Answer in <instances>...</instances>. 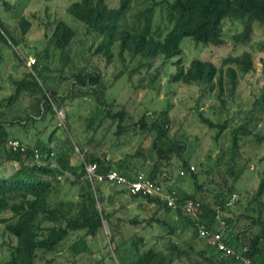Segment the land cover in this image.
<instances>
[{"label":"trees","instance_id":"obj_1","mask_svg":"<svg viewBox=\"0 0 264 264\" xmlns=\"http://www.w3.org/2000/svg\"><path fill=\"white\" fill-rule=\"evenodd\" d=\"M145 1L150 5L131 16L135 0H119L117 6H111L109 0L71 2L67 13L77 22L56 18L46 23V41L41 49L33 51L35 63L31 70L25 65L22 76L9 77L14 90L0 99V214L10 215L0 217V223L16 243L8 244L10 255L0 264H52L58 258L65 260L59 264H246L247 260L264 264V168L259 171L253 194L238 186L252 161L243 150L244 144L264 143V88L239 123L229 118L216 121L196 107L193 112L201 126L211 132L217 149L215 156L210 150L202 158L197 154L196 160V153L189 151L193 141L179 131L184 124L176 128L174 105L169 100L161 109H137V85L127 102H118L108 94L110 85L101 69L89 65L87 54L101 56L110 64L115 57L124 61L127 53L137 63L130 75L141 68L149 70L161 59L162 64L152 72V84L171 62L175 71L169 74L170 82L198 85L202 95L217 90V112L221 116L228 100L236 94L240 75L254 70L253 54L244 51L228 55L221 66L199 57L186 65L181 43L191 37L196 44L223 45V22L227 18L243 24V30L233 35L234 42L249 43L255 23L264 28V0ZM3 5L18 11V3L4 1ZM157 9L165 26L155 25ZM19 22L18 36L0 17V40L10 49L15 47L12 51L24 65L16 48H20L32 22L24 16ZM75 23L83 27L84 50H75ZM80 53L85 54L81 55L84 65L76 62ZM57 56L56 68L43 61ZM3 60L0 45V62ZM1 76L0 64V90ZM24 95L30 97L29 110L23 117L8 116L4 108H10ZM85 96L93 98L96 106L86 117L83 132L74 137L67 121L61 127L65 139L59 147L52 146L57 125L49 133L40 131L31 143L13 129H26L30 123L45 120L48 114L55 117L69 99ZM104 125L106 130L99 136ZM12 140H19L25 150L14 149ZM134 142H138L134 149L115 156L116 150L133 147ZM193 159L198 170L192 165ZM87 163H96L100 174L115 169L133 178L144 172L175 198L176 208L160 195L133 193L124 185L92 181L86 173ZM175 163H179L180 179L191 177V191L167 184L166 171ZM6 165H11L10 172H3ZM63 178L69 188H78L76 197L67 196ZM104 184L121 187V193L156 206L152 216H136L128 222L142 228L156 225L160 233L150 239L135 233L127 241L116 242L117 225L106 207L113 200L103 192ZM188 202L197 205L196 215L185 210ZM105 222L111 229L109 242L115 256L103 251L101 257H94L87 238L100 235ZM202 228L207 231L205 236L201 235ZM218 232L234 254H226L212 241Z\"/></svg>","mask_w":264,"mask_h":264},{"label":"rangeland","instance_id":"obj_2","mask_svg":"<svg viewBox=\"0 0 264 264\" xmlns=\"http://www.w3.org/2000/svg\"><path fill=\"white\" fill-rule=\"evenodd\" d=\"M4 1H8L12 4L18 3V11L7 10L3 5ZM73 1L75 0H0V17L9 25L15 35L19 36L20 34L21 26L19 20L22 16L28 18L32 22L31 28L24 36L20 48H16V51L19 52L18 54L24 59V65L13 53L12 49L15 50V47L10 49L7 44L0 40V45L3 47L4 54V60L0 62L2 66L1 78L3 83V88L0 90V99L10 95L14 90L9 77L22 76L26 70L25 65H28L27 62L30 58L35 57L33 51L35 49H41L44 46L46 41L45 24L56 18H63L71 23L77 22L67 13V6ZM109 1L111 6H117L119 2V0ZM151 1L152 0H149L150 3H153ZM148 5L150 4H147L145 0H135V4L131 7L129 12L130 16L131 13H135ZM161 15V10L157 9L155 25L165 26L162 18H160ZM75 26L78 29V37L74 44L75 50H84L85 46L82 42L84 40L83 27L81 24L77 23H75ZM242 30L243 24L240 20L227 18L223 22V35L225 39L223 45L196 44L194 43L195 40L191 37H185L181 43L186 65H189L193 58L199 57L201 59L211 60L218 66H221L222 60L228 55H238L244 51H250L253 54L255 60L254 70L245 76H242L240 72L241 75L239 77L236 94L232 99L230 98L228 100L226 104L227 107L223 113H221V116L220 112H217L219 106V100L215 95L217 90H214L212 94L202 95L200 86L198 85L170 82L169 74L175 71L171 62L159 71V76L153 84L152 72L156 67L162 64L161 59H157L154 66L149 68V70L141 68L140 71L133 72L131 75L130 71L136 67L137 63L127 53L125 54L124 61L115 57L110 64L101 56H92L90 53H87L90 55L89 65L92 68L98 67L101 69L108 85H110L108 94L111 97H115L120 103L127 102L130 99L136 91L134 86L137 85H140L136 97L137 109H161L166 101L169 100L174 105L172 107V112L175 115L176 128L178 127L179 129L180 126L184 124V128L179 131L186 133L189 142L190 140L191 142L193 141V146L191 148L190 145L189 151H193L192 154L196 153L195 159L197 154L199 158H202L206 156L207 152L210 150H212V156H215L217 149L212 142L211 132H208L207 128L201 126V122L198 121L193 111H195L197 107L204 115H208L216 119V121L229 118L232 123H239L264 88V28L258 23H255L250 42L247 44L235 43L233 35ZM81 55L84 56L85 54L80 53V55L76 57V62L79 65H84L85 60ZM43 61L53 68H56L59 64L58 56L44 59ZM30 67L32 66L28 67L29 70H31ZM121 70H124L122 75L114 79V75L118 74ZM30 102V97L24 95L19 98L13 106L4 109L10 117H14L13 115L18 114L23 117L30 108ZM95 106L96 103L91 97L85 96L83 98L77 97L75 99H69L55 117H53L52 114H48L45 120L40 119L36 123H30L26 129L20 128L19 126H15L13 129H17L19 135L27 142L31 143L33 139L40 135V131L49 133L57 125V129H59L52 140V146L59 147L65 139V133L61 127L66 126L68 121L71 125L69 128L70 134H73L74 137L77 138V133L83 132L85 119L91 114ZM105 126L106 125L99 130V136L105 132ZM44 136L47 135L45 134ZM196 136H199L200 139H196ZM137 144L138 142H134V146H131L132 148L130 146H125L122 150H116L115 156L118 157L122 155V151L134 149ZM145 144L146 147H149L150 140L147 139ZM226 145L227 141L223 140V146ZM243 150L247 157H251L252 161L250 169L245 172L238 186L242 190H247L250 194H253L258 186L260 178L259 171L264 168V160L260 162L264 158V143L258 146L254 141L248 142L244 144ZM195 159L192 160V165L195 166V170H198L196 165V160L198 159ZM178 165L179 163H175V166L170 167L169 171H166V177H168L167 184L169 186H180L187 191H191L193 189V181L189 175H185V178L180 179V168ZM8 166L11 167V165L4 166L7 170L5 169L3 172L7 173L11 171ZM61 181L63 182L62 184H66L65 191L67 192V196L70 198L76 197L78 188H69V183H66L64 178ZM120 190H122L121 187L109 184L103 185V192L107 197L113 200L110 203H106V207L112 212V219L117 225L116 242L127 241L135 233H137V235L144 234L149 239L160 233V229L156 225L149 228H142L143 225L134 226L128 222L129 219L136 216L140 219H143L145 216H152L156 206L148 204V202L142 199H134L129 193H121ZM9 215L10 213L5 212L1 213L0 217ZM110 234L111 229L105 222V226L100 235L87 238L90 247L94 251L92 256L101 257L103 251H111L115 256V252L109 242ZM9 243L15 244L16 238L4 232V224L0 223V262L5 261L10 255ZM61 261L65 260H63V258H58V260L52 264H59ZM66 264H75V262L68 261Z\"/></svg>","mask_w":264,"mask_h":264},{"label":"built area","instance_id":"obj_3","mask_svg":"<svg viewBox=\"0 0 264 264\" xmlns=\"http://www.w3.org/2000/svg\"><path fill=\"white\" fill-rule=\"evenodd\" d=\"M35 63V58H30L27 62L29 66ZM11 145L14 149L20 148L22 151L25 150L24 145L19 140H12ZM98 166L96 163H87L86 164V173L87 176L92 180H98L100 182L112 183L124 185L133 193H142L145 195H160L163 196L168 201V205L176 208L175 198L166 193L161 184L153 181L147 174L141 172L135 175L133 178L128 177L127 175L119 172L118 170H110L105 174L98 173ZM185 210L193 215H196L198 211L197 205L193 202H188L185 205ZM207 231L202 228L201 235L205 236ZM212 241L217 244L218 248L226 252V254H234V251L223 241V237L221 233H215ZM246 264H251L249 260L246 261Z\"/></svg>","mask_w":264,"mask_h":264}]
</instances>
